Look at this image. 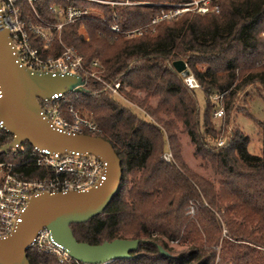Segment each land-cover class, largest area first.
<instances>
[{
  "label": "trees",
  "instance_id": "1",
  "mask_svg": "<svg viewBox=\"0 0 264 264\" xmlns=\"http://www.w3.org/2000/svg\"><path fill=\"white\" fill-rule=\"evenodd\" d=\"M109 1L140 5H97L99 14L90 13L58 32L53 28L65 22L68 7L86 10L91 2L16 3L34 48L45 46L35 28L49 30L53 37L49 55L62 54L63 45L74 48L90 73L96 71L110 84L120 83L122 95L144 108L150 119L122 105L89 76H83L82 91L67 94L65 107L95 123V136L113 146L123 173L122 188L105 211L71 225L75 238L90 245L140 240L133 258L110 264H264V122H256L261 154L254 155L249 151L250 137L232 127L229 116L238 92L264 86V0H214L218 13H186L171 20L162 18L173 8L162 5L192 0ZM114 26L119 32L112 30ZM137 30L141 33L127 37ZM177 63L191 72L185 74L186 68L179 72ZM189 75L199 88L186 85ZM198 91L205 96L203 108ZM222 94L223 103L216 99ZM150 99L156 100L155 106ZM222 105L224 114L217 125L214 114ZM181 133L195 146V155L220 175L218 190L183 161ZM3 143L10 146L11 138ZM168 144L174 163L163 159ZM27 172L41 175L36 167ZM191 201L199 204L193 220L186 216ZM173 242L184 248L172 247ZM28 260L82 264L73 259L60 263L34 249L28 250Z\"/></svg>",
  "mask_w": 264,
  "mask_h": 264
},
{
  "label": "water",
  "instance_id": "2",
  "mask_svg": "<svg viewBox=\"0 0 264 264\" xmlns=\"http://www.w3.org/2000/svg\"><path fill=\"white\" fill-rule=\"evenodd\" d=\"M176 67L182 72L186 65L177 63ZM84 84L78 75L35 71L22 65L10 31L0 27V123L14 138L11 147L28 143L60 155H92L106 163V180L88 191L31 197L22 222L9 236L0 238V264H30L28 250L44 229L82 264L129 260L139 249L138 239L90 245L78 242L73 234L72 224L86 223L105 211L120 192L123 179L121 160L108 141L61 130L42 113L40 99L82 91Z\"/></svg>",
  "mask_w": 264,
  "mask_h": 264
},
{
  "label": "built area",
  "instance_id": "3",
  "mask_svg": "<svg viewBox=\"0 0 264 264\" xmlns=\"http://www.w3.org/2000/svg\"><path fill=\"white\" fill-rule=\"evenodd\" d=\"M28 1L32 3L35 0ZM90 1L103 2L99 0ZM213 1L192 0L183 4L162 5L173 8L171 13L162 19L171 20L186 13L201 15L210 12L218 13L219 7L213 6ZM16 3L17 0H0V12L2 14L0 27L10 31L17 49L18 60L22 65L35 71L53 74L78 75L82 78L89 76L101 82L115 97H121V84L113 85L102 80L96 71L90 73L84 65L83 57L74 48L63 45L62 54L49 55L53 37L39 26L35 28V33L45 41V46L42 50L34 48ZM103 3L109 4V2ZM54 11L56 10L54 9ZM58 12L62 13V11ZM63 13L65 22L56 26L58 32L66 24L75 23L89 14L86 10L74 7H68ZM112 30L119 32L116 26L112 27ZM140 33L137 30L128 32L127 35L131 37ZM93 66L98 67L99 63L94 62ZM185 83L190 89L199 88V84L193 75L186 77ZM66 96L67 94H56L51 99L39 100L45 118L61 130L95 136L97 131L95 123L79 117L71 106L65 107L68 102ZM224 96L225 94H222L216 99L223 103ZM223 114L222 105L215 112L214 117L221 118ZM6 138H11L12 144L13 136L0 123V238L9 236L22 222L23 214L31 197L43 193L88 191L106 180V163L92 155L86 156L79 153L60 155L47 149H38L30 144L29 147L23 144L12 148L11 144L8 146L3 143ZM172 158L170 153L164 156V160L168 163H171ZM33 167L40 169L41 175L28 174L27 171ZM31 249L50 254L56 257L60 263L72 259L68 251L54 241L47 229L39 233Z\"/></svg>",
  "mask_w": 264,
  "mask_h": 264
},
{
  "label": "rangeland",
  "instance_id": "4",
  "mask_svg": "<svg viewBox=\"0 0 264 264\" xmlns=\"http://www.w3.org/2000/svg\"><path fill=\"white\" fill-rule=\"evenodd\" d=\"M91 2V6L86 9L88 13H96L99 14L97 5H110L111 7L114 6H135L140 5L139 3L135 2H114L109 0H99L103 2H109V4L98 2V1H90L85 0V2ZM94 4V6H93ZM166 5V4H164ZM94 11V12H93ZM56 31V28H53ZM48 34L50 33L49 30H45ZM127 37H129L127 35ZM263 38V34H261ZM201 71H206L207 67L198 66ZM187 72H191L190 68H186L185 74ZM184 75V74H182ZM127 92H130V89L127 88ZM136 96L144 98L145 94L143 93H135ZM117 100L122 103L125 107L131 108L135 113H137L141 118L150 120L148 116L145 114L144 108H141L137 104H133L128 98H125L122 93L121 97H117ZM198 102L201 108L204 107L205 104V96L202 91L197 92ZM215 100V98H214ZM150 104L152 106L156 105L155 99H150ZM226 108V103L224 104ZM230 125L232 127H238L242 133L250 137V144H249V151L251 154L260 155L261 154V135L260 130L256 122H264V86L260 85H251L246 87L244 90L238 92L234 99L232 100V111L230 112ZM215 123L217 125L220 124L219 118L215 119ZM180 142V154L182 156L183 161L185 164L196 174L205 178L208 182L213 184L216 189L218 190L220 186V175H217L213 170L212 166L207 164L203 159L195 155V146L191 143L189 137L181 133L178 136ZM167 150L163 155V159L165 154H172L171 163L175 162L173 152L171 151L170 145H167ZM166 162V161H165ZM168 163V162H167ZM199 206L197 201H191L188 204L186 209V216L189 217L190 220L195 219L197 209L195 207ZM207 206V203H205ZM196 211V212H195ZM226 235V230L224 226L223 236ZM257 235V234H254ZM171 246L180 250L184 248L183 244L179 242L171 243Z\"/></svg>",
  "mask_w": 264,
  "mask_h": 264
}]
</instances>
